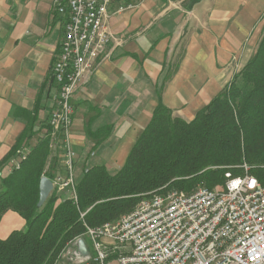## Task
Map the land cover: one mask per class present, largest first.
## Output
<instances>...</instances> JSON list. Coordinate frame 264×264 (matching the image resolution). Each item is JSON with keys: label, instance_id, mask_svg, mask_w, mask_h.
<instances>
[{"label": "crops", "instance_id": "1", "mask_svg": "<svg viewBox=\"0 0 264 264\" xmlns=\"http://www.w3.org/2000/svg\"><path fill=\"white\" fill-rule=\"evenodd\" d=\"M121 4L112 2V39L71 100L77 181L95 166L121 169L160 103L191 122L239 73L227 65L249 62L264 19V0H146L119 13ZM65 23L53 0H0V165L15 149V161L28 156L49 130ZM60 163L50 150L45 171L63 172ZM25 227L10 211L0 239Z\"/></svg>", "mask_w": 264, "mask_h": 264}, {"label": "trees", "instance_id": "2", "mask_svg": "<svg viewBox=\"0 0 264 264\" xmlns=\"http://www.w3.org/2000/svg\"><path fill=\"white\" fill-rule=\"evenodd\" d=\"M48 129L19 169L4 175L17 149L0 165V222L10 211L26 222L24 230L0 239V264H56L86 226L121 220L150 193L223 187L226 172L243 175L245 164L264 186V33L245 67L191 122L160 103L121 169L85 170L76 180L77 202L55 189L39 208L42 177L57 175L55 168L45 171ZM32 135L26 132L20 144Z\"/></svg>", "mask_w": 264, "mask_h": 264}, {"label": "built area", "instance_id": "3", "mask_svg": "<svg viewBox=\"0 0 264 264\" xmlns=\"http://www.w3.org/2000/svg\"><path fill=\"white\" fill-rule=\"evenodd\" d=\"M113 1L53 0L69 36L61 42L53 67L57 94L48 122L50 150L59 154L63 172L52 182L75 202L77 154L71 100L112 39L106 22ZM121 1L119 13L146 0ZM27 157L21 153L9 172L19 169ZM242 168L240 176L226 172L223 187L150 193L121 220L86 226L85 235L71 242L72 260L77 264H264V186L246 164ZM81 240L87 257L79 253Z\"/></svg>", "mask_w": 264, "mask_h": 264}, {"label": "rangeland", "instance_id": "4", "mask_svg": "<svg viewBox=\"0 0 264 264\" xmlns=\"http://www.w3.org/2000/svg\"><path fill=\"white\" fill-rule=\"evenodd\" d=\"M261 22V21H260ZM259 22V23H260ZM258 26V25H257ZM257 26H256V28H257ZM258 30L259 31H261V35H260V37H259V35H258V33H256L257 34V36H258V41H260L261 40V38H262V32H264V19H263V21L261 22V24H260V26L258 27ZM257 32V31H256ZM260 39V40H259ZM259 43V42H258ZM248 45H249V43L248 44H246V48L248 47ZM251 48H252V46H251ZM253 48H254V46H253ZM257 48V47H256ZM256 48H254L255 50H256ZM254 50V51H255ZM244 61H245V59H237V60H232L228 65H227V68H229V72H231V69L232 68H236V70H239V72L242 70V68H243V65H244ZM238 74V72L237 73H235L234 75H233V77L231 78V80H230V82L228 83V84H230L231 82H232V80H233V78H234V76L235 75H237ZM199 187H204L203 185H199V186H197V188H199ZM196 188V189H197ZM218 188V187H217ZM195 189V190H196ZM172 190H174V189H172ZM194 190V191H195ZM170 191V190H169ZM164 192H167V190L166 191H164ZM184 192V191H183ZM186 193V192H185ZM192 193V192H191ZM88 243H89V241H87ZM72 248V246H71V243H69L68 245H67V247L62 251V253H61V255H60V257H59V259L57 260V262H56V264H77V263H75L73 260H72V254H73V252H74V249H71Z\"/></svg>", "mask_w": 264, "mask_h": 264}, {"label": "water", "instance_id": "5", "mask_svg": "<svg viewBox=\"0 0 264 264\" xmlns=\"http://www.w3.org/2000/svg\"><path fill=\"white\" fill-rule=\"evenodd\" d=\"M54 189L55 188H54V184H53L52 180L48 177H42V179L40 181V199L38 202L39 208H42L46 204V202L50 198L51 194L54 192ZM78 250H79V253L83 257L88 256V250H87V247H86L84 240H81L79 242Z\"/></svg>", "mask_w": 264, "mask_h": 264}, {"label": "bare ground", "instance_id": "6", "mask_svg": "<svg viewBox=\"0 0 264 264\" xmlns=\"http://www.w3.org/2000/svg\"><path fill=\"white\" fill-rule=\"evenodd\" d=\"M65 28H66L65 29V36H64V39L62 42H66V36H69V28L68 27H65ZM59 55H60V53H59Z\"/></svg>", "mask_w": 264, "mask_h": 264}]
</instances>
